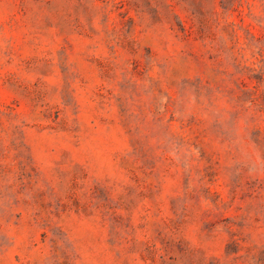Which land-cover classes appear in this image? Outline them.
<instances>
[{
	"label": "rangeland",
	"instance_id": "obj_1",
	"mask_svg": "<svg viewBox=\"0 0 264 264\" xmlns=\"http://www.w3.org/2000/svg\"><path fill=\"white\" fill-rule=\"evenodd\" d=\"M0 264H264V0H0Z\"/></svg>",
	"mask_w": 264,
	"mask_h": 264
}]
</instances>
